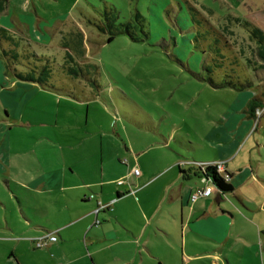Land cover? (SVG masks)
I'll return each instance as SVG.
<instances>
[{
  "label": "rangeland",
  "instance_id": "obj_1",
  "mask_svg": "<svg viewBox=\"0 0 264 264\" xmlns=\"http://www.w3.org/2000/svg\"><path fill=\"white\" fill-rule=\"evenodd\" d=\"M31 1L38 4L39 11L35 12L33 4V16L21 11L23 22L32 26L40 18L50 23L69 15L56 20V24L81 32L85 40L81 63L75 65L74 73L65 63L61 35L48 48L33 44L38 52L51 56V93H18L13 110L0 96V151L16 153L19 162V166L12 162L18 169H11V173L0 170V264H41L49 254L46 247L36 248L32 239L40 234L27 226L19 201L17 211L12 201L17 193L38 203L37 194L21 186L26 180L25 171L43 162L48 164V158L60 149L99 151L100 141L109 140L110 131L121 135L123 152L134 151L132 146L137 152L143 140L158 141L155 130L161 126L167 131L171 120L213 121L227 109L240 118L248 116L249 102L256 93L260 107L254 118L250 117L255 122L252 132L264 139V45L260 40L264 38V0ZM16 4L17 0H10L12 10ZM137 12L141 18L136 17ZM125 23L130 24L129 32L109 41L111 29H125ZM37 30L44 34L40 28ZM39 42L49 43L45 37ZM24 50L20 48L21 53ZM20 63L15 64L19 69ZM211 78L235 85H225L216 93ZM231 86L236 90L229 89ZM238 91L240 111L232 108ZM247 91H251L249 96L243 94ZM87 103L90 111L86 124L75 117L78 111L85 116ZM6 111L15 112L16 121L7 120ZM87 131L92 136L87 137ZM124 154L122 161L127 159L129 170L134 171L131 164L137 163L136 154ZM51 160L55 163L57 159ZM14 174L18 184L8 181L7 176ZM198 182L205 184L201 178ZM223 203L226 207L234 205L233 196L227 194ZM37 216L49 221L54 218L40 211ZM256 219L255 227L264 228V218L257 215ZM7 220L14 225V232L9 230ZM262 237L257 242L259 248L264 233ZM160 243L157 240L165 250L164 243ZM263 253H258L261 264ZM253 260L259 264L257 258Z\"/></svg>",
  "mask_w": 264,
  "mask_h": 264
},
{
  "label": "crops",
  "instance_id": "obj_2",
  "mask_svg": "<svg viewBox=\"0 0 264 264\" xmlns=\"http://www.w3.org/2000/svg\"><path fill=\"white\" fill-rule=\"evenodd\" d=\"M32 4L38 13V4L31 0H17L14 10L8 0L0 13L1 32L7 36L0 40V96L12 110L18 93L52 90L34 80L21 79L18 73L26 67L17 68L14 58L4 50L16 54L25 47L28 54L50 61L51 56L38 52L33 44L48 48L61 35L65 63H81L82 33L56 24V20L69 15L50 23L40 18L36 25L29 26L21 20V11L33 16ZM44 37L49 43L39 42ZM212 82L213 92L225 89L219 85L223 81ZM229 89L236 90L232 86ZM243 94L249 96L251 91ZM235 98L232 108L240 111L239 91ZM87 104L85 116L78 111L75 117L86 124L90 111ZM6 113L7 120L16 121L15 112ZM203 121L171 120L167 131L161 126L155 130L158 141L143 140L137 152L132 146L134 151L129 152L138 159L130 164L141 168L138 175L129 170L127 159H121L123 153H129L123 152L121 135L110 131L109 140L100 141L99 151L60 149L48 158V164L26 170L21 186L36 193L38 203L14 193L13 207L17 211L19 201L27 226L40 237H57L55 241L44 239L46 244L41 247L36 245L40 237L32 239L37 249L46 247L49 252L41 264H255V258L261 264L258 253L264 252V243L259 248L257 242L263 239L264 228L255 227V223L257 215L264 218V139L253 134L255 122L249 115L240 118L233 110L223 111L213 121ZM86 134L91 135L89 131ZM17 160L16 153L0 151V170L11 173V169H18ZM215 161H225L234 190L220 196L212 185L211 195L193 201L192 195L206 186L199 184L201 170L194 162ZM7 177L18 184L16 174ZM119 180L125 182L119 184ZM227 194L234 198V205L229 207L223 203ZM39 211L54 218L42 219L47 225L40 223L39 216L34 217ZM7 224L9 230L14 228L9 220ZM157 240L164 243L165 250Z\"/></svg>",
  "mask_w": 264,
  "mask_h": 264
},
{
  "label": "trees",
  "instance_id": "obj_3",
  "mask_svg": "<svg viewBox=\"0 0 264 264\" xmlns=\"http://www.w3.org/2000/svg\"><path fill=\"white\" fill-rule=\"evenodd\" d=\"M7 2H8V0H0V13H2L5 10V5ZM136 17L141 18V14L139 12H137ZM122 26H124L125 29L116 28L115 31H112V29H111V33H110L111 35L109 37V41H112L114 39V37L120 33H124L125 31L129 32V28H130L129 23L122 24ZM101 29H103V28H101ZM1 31L2 30L0 28V40H3L7 36H3V32H1ZM260 40H261L262 44L264 45V38L260 39ZM16 51L17 50H15V52ZM4 53H6V55L14 58V63L21 62L20 64H22L23 67L24 66L26 67V71H21L20 73H18V75L21 79H24V80L31 79V80H34L36 82H39L43 86H46L49 88L53 87V85L50 84V77L53 75V73H52L51 67L48 63L49 62L48 60H46V59L41 60L40 57H37L34 54H30V53L28 54V52L26 50H24V53H19L17 51L16 54L15 53L11 54V53H9V51L4 50ZM262 57L264 58V55H262ZM19 59H20V61H19ZM29 59H31L30 60L31 62L29 61ZM25 60H27V62ZM33 60H35V62H33ZM69 63H73V62H68L67 64L69 66L68 67L69 71L71 73H74L76 70L75 64L69 65ZM211 80L212 79H210V81ZM229 84H232V86L235 85L231 82L230 83L226 82L225 84L223 83V84H219V85L225 86V85H229ZM236 86H239V85H236ZM258 107H260L258 99H256V97L252 98L250 103H249V109H248V115L251 118H254L256 108H258ZM199 168L201 170V177L202 178L203 177L211 178L213 180L214 186L216 187L217 190H219L221 195L224 192H229V191L234 190V186L230 182L231 175L228 172H226L225 169H224V171H220L217 164H211V163L207 164L204 168H202L201 166H199Z\"/></svg>",
  "mask_w": 264,
  "mask_h": 264
},
{
  "label": "built area",
  "instance_id": "obj_4",
  "mask_svg": "<svg viewBox=\"0 0 264 264\" xmlns=\"http://www.w3.org/2000/svg\"><path fill=\"white\" fill-rule=\"evenodd\" d=\"M195 164H197L198 166H201L202 168H204L207 164H217L218 167H219V170L220 171H224L225 169V161H215V162H205V163H198V162H194ZM185 164V163H184ZM223 169V170H222ZM134 174H139L140 171L138 168H134V171H133ZM203 181L205 182L206 186L204 188H201L199 189L198 191H196L193 195H192V200L195 201L197 198L199 197H202V196H209L212 194V192L214 191V188L212 185L213 184V180L211 178H207V177H203L202 178ZM125 181L124 180H119L118 183L119 184H123ZM98 222V220L96 221ZM46 238H49L50 240L52 241H55L57 240V237L55 235H46L44 237H40L38 240H37V243L36 245L38 247H41L43 246L44 244H46L45 240Z\"/></svg>",
  "mask_w": 264,
  "mask_h": 264
},
{
  "label": "water",
  "instance_id": "obj_5",
  "mask_svg": "<svg viewBox=\"0 0 264 264\" xmlns=\"http://www.w3.org/2000/svg\"><path fill=\"white\" fill-rule=\"evenodd\" d=\"M220 196H222L220 193H219Z\"/></svg>",
  "mask_w": 264,
  "mask_h": 264
}]
</instances>
